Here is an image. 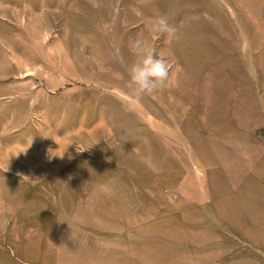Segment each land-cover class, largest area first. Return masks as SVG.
I'll list each match as a JSON object with an SVG mask.
<instances>
[{
  "label": "rangeland",
  "instance_id": "1",
  "mask_svg": "<svg viewBox=\"0 0 264 264\" xmlns=\"http://www.w3.org/2000/svg\"><path fill=\"white\" fill-rule=\"evenodd\" d=\"M0 264H264V0H0Z\"/></svg>",
  "mask_w": 264,
  "mask_h": 264
},
{
  "label": "clouds",
  "instance_id": "2",
  "mask_svg": "<svg viewBox=\"0 0 264 264\" xmlns=\"http://www.w3.org/2000/svg\"><path fill=\"white\" fill-rule=\"evenodd\" d=\"M150 28L157 38L165 33L175 36L176 32L164 16L152 18ZM129 47L135 59L130 67L128 95L132 102L139 103L144 95L153 93L171 83V64L157 51L155 46L143 38L132 40Z\"/></svg>",
  "mask_w": 264,
  "mask_h": 264
}]
</instances>
